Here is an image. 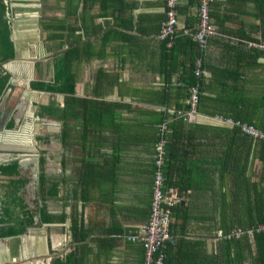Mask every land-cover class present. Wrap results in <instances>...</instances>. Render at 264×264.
Returning <instances> with one entry per match:
<instances>
[{
	"label": "crops",
	"instance_id": "obj_1",
	"mask_svg": "<svg viewBox=\"0 0 264 264\" xmlns=\"http://www.w3.org/2000/svg\"><path fill=\"white\" fill-rule=\"evenodd\" d=\"M73 5L71 13L66 0H0L13 53L0 63V76L7 75L0 136L46 116L45 135L32 128L36 159L20 155L17 177L31 178L36 191L41 157L49 193L45 201L34 196L32 224L16 238V256L0 244V264H141L140 245L126 237L149 215L152 146L161 124L163 186L177 197L165 257L169 264H209L220 235L264 216V138L221 119L264 135V0L207 2L211 33L202 50L184 34L198 24L197 0H177L170 43L158 37L164 0ZM66 53L73 94L32 89L52 82L54 64ZM196 64V115L171 119L169 112L183 109ZM37 98L46 101L35 115L27 101L33 107ZM69 100L76 101L73 110L60 121Z\"/></svg>",
	"mask_w": 264,
	"mask_h": 264
},
{
	"label": "trees",
	"instance_id": "obj_2",
	"mask_svg": "<svg viewBox=\"0 0 264 264\" xmlns=\"http://www.w3.org/2000/svg\"><path fill=\"white\" fill-rule=\"evenodd\" d=\"M68 1V7H71V13H73L76 10V6L73 5L74 0H66ZM80 0H78L79 2ZM83 4L86 2L91 3L94 1H99L100 3L103 2H110V0H82ZM2 6L0 9V14H2ZM1 16V15H0ZM57 37H60V35H57ZM200 54V51H198ZM67 53L59 56L54 64V72H53V79L50 84H43V83H36L32 84L31 87L34 90H41L44 92H54L58 94H66L68 96H71L73 94V77L69 74L67 71V65L64 63V59L66 58ZM13 53H12V45L10 41L8 40V30L4 22L0 21V63L6 62L10 59H12ZM191 80L190 83H188L189 86L193 85L194 83V77L193 72H191ZM7 80V75L0 76V94L2 89L4 88V85ZM75 100H69L66 104V108L64 110H59V113L61 114L60 121L64 122V114L65 112H71L73 110L72 106L73 103H75ZM41 110L43 112L49 111L46 107H41ZM238 121V120H237ZM11 124H7V127H10ZM160 125L157 126L156 132H155V139L153 141V144L158 140L159 138V129ZM237 129V128H236ZM43 164V158L39 157L38 159V167H39V174H38V180H37V188H36V199L40 201H45L46 197L48 196V183L45 174L43 173L42 169ZM0 175L8 177L9 179L6 180L7 182L3 185V188L6 189L4 200L0 201V239L4 238H11L15 245L17 244L16 236L22 234L24 230L31 226L32 224V218H33V212L26 209L25 206L22 204V198L18 195L19 189L22 188L26 182L25 179L17 177L18 176V167L16 164V161H10L7 164L0 165ZM52 187H54L53 184H51ZM249 192V191H248ZM9 204H12L16 208L18 207V212L21 216L14 215L13 210L9 208ZM175 206V205H174ZM174 208V207H173ZM172 208V210H173ZM253 219L256 221L253 223H246L244 225H239V229L246 228L249 229L251 227H254L256 225H260L264 223V216L258 218L256 216H252ZM44 223L47 222L48 218L46 215H42L41 218ZM249 227V228H248ZM242 229V230H246ZM170 230H169V238H170ZM168 238V239H169ZM252 241L251 243L248 241L246 236H241L239 238H230L221 241L218 246V256L214 255V260L209 261V264H241V262L245 259L251 258V264H264V232L260 233H252L251 235ZM167 239V240H168ZM166 240V241H167ZM164 254H166V251L162 250ZM16 255V252L10 251V256L13 257ZM169 259L165 257L164 264H169ZM72 264H75L74 262L66 261ZM203 262H206L203 261ZM58 262H56L57 264ZM59 264V263H58ZM203 264V263H200Z\"/></svg>",
	"mask_w": 264,
	"mask_h": 264
},
{
	"label": "built area",
	"instance_id": "obj_3",
	"mask_svg": "<svg viewBox=\"0 0 264 264\" xmlns=\"http://www.w3.org/2000/svg\"><path fill=\"white\" fill-rule=\"evenodd\" d=\"M197 20L198 24L191 33H185L192 41H194L200 50L204 48L207 36L211 33L208 24L207 2L210 0H197ZM177 0H164V21L160 27L158 37L161 40L170 39L175 32L176 18L175 6ZM201 75L198 64L194 66L193 76L197 79ZM199 98L197 84L188 86L186 96L183 101V109L169 112L171 119H178L181 122H188L196 115V107ZM222 119L225 125H231L238 128L241 133L262 139V135L253 127L232 122L229 119ZM166 127L161 124L158 133L159 138L152 146V165L155 167L150 184V202L149 215L146 222L141 225L133 234L126 237L129 242L138 243L141 247V264H164L165 254L162 252L164 243L169 238V225L171 220L172 208L177 202L176 193L172 189H164L163 175L161 172L165 161V139L164 132ZM264 232V223L256 225L246 230L236 228L229 233L220 235L221 239L239 238L246 236L251 238L252 233Z\"/></svg>",
	"mask_w": 264,
	"mask_h": 264
},
{
	"label": "rangeland",
	"instance_id": "obj_4",
	"mask_svg": "<svg viewBox=\"0 0 264 264\" xmlns=\"http://www.w3.org/2000/svg\"><path fill=\"white\" fill-rule=\"evenodd\" d=\"M45 101H46V99L45 98H37L36 99V105H34L33 107L30 105V103L27 101V104H28V106H27V108H29L30 110H32L33 111V114H35V115H37V113H38V108H37V106L38 105H41L40 103H45ZM34 115V116H35ZM34 116H32V118H33V120H34ZM32 120V119H31ZM25 122V121H24ZM33 122V121H32ZM47 119H46V116H42V117H37V119L36 120H34V122H33V129L35 130V133H36V135H40V134H43V135H45L46 134V132H47ZM34 137H36L35 135H34V133H32V135H31V143H32V147H34V149L36 148V144H35V141H34ZM44 144V146H45V143H43ZM15 154L16 153H14V152H6V151H0V162H2V161H5V160H7V159H11V158H13L14 156H15ZM19 154H21V155H31V154H35V152L34 151H32V150H26V149H24V151H22V152H20ZM21 157H19L18 159H20ZM154 170H155V167L152 165V175H151V178H152V176H153V173H154ZM161 172H162V175H163V167H162V169H161ZM163 180H164V178H163ZM164 183V182H163ZM164 187V189H170V188H165V186H163ZM32 191V192H31ZM34 194V192H33V190H30V188H29V190H28V195L31 197L32 195ZM5 242L6 243V245H7V243H9V242H13V240L12 239H4V240H2L1 241V243L2 242ZM18 241H19V239H17V244H18ZM0 243V244H1ZM16 244V245H17ZM8 251H9V247H8ZM15 251H16V254H17V249H15ZM9 256H10V253H9ZM14 256H16V255H14ZM13 256V257H14ZM11 257V256H10Z\"/></svg>",
	"mask_w": 264,
	"mask_h": 264
},
{
	"label": "flooded vegetation",
	"instance_id": "obj_5",
	"mask_svg": "<svg viewBox=\"0 0 264 264\" xmlns=\"http://www.w3.org/2000/svg\"><path fill=\"white\" fill-rule=\"evenodd\" d=\"M29 114V113H28ZM27 144L28 145H26V147H28V148H31L32 147V143H31V141L30 140H28L27 141ZM31 156H34V158L36 159V156H37V153L35 152V154H31ZM38 158V157H37ZM13 161V160H12ZM14 161H16V160H14ZM8 162H10V161H8ZM7 162V163H8ZM7 163H4V162H0V165H4V164H7ZM33 169V168H32ZM32 169H31V171H30V174L32 173L33 174V171H32ZM18 173H19V170H18ZM29 174V175H30ZM9 178L8 177H5V176H1L0 175V201H3L4 200V195H5V191H6V189L5 188H3V185L7 182L6 180H8ZM30 180H31V178L29 179L28 177H27V179H26V182H25V184H24V186L22 187V188H20L19 189V192H18V195L22 198V204L25 206V208L26 209H28V210H30V211H33V208H34V203L36 204V202H35V195H36V191L34 190L33 192H34V194L30 197L29 195H28V190H29V188H31L30 186H29V182H30ZM37 180H38V178H37ZM36 181V178L34 179V182ZM36 184V186H37V182L35 183ZM35 187V186H34ZM9 206V208L11 209V210H13V214L15 215H18L19 217L21 216V214L20 213H17L18 212V207H16V208H12V207H14L12 204H9L8 205ZM27 229V228H26ZM26 229L24 230V232L23 233H25V231H26ZM22 233V234H23ZM21 235V234H20ZM19 236V235H18ZM18 236H16V238H19ZM15 238V239H16ZM4 239H6V238H4ZM4 239H2V240H4ZM8 239V238H7ZM11 239V238H10ZM7 245H8V247H10L9 248V253H10V251H15V249H17L18 248V245H20V240L18 241V244L17 245H15V243L14 242H9V243H7ZM16 252V251H15Z\"/></svg>",
	"mask_w": 264,
	"mask_h": 264
},
{
	"label": "water",
	"instance_id": "obj_6",
	"mask_svg": "<svg viewBox=\"0 0 264 264\" xmlns=\"http://www.w3.org/2000/svg\"><path fill=\"white\" fill-rule=\"evenodd\" d=\"M21 128L22 127H16V125H14V127L12 129H9V130L3 129L4 130L3 134H5L8 137H5V139H1L2 136H0V151L8 150V151L16 153L15 155H17V159L16 158H13V159L16 160V164H17L18 168L23 167L24 161H25L24 159H18L19 156L21 155V154H19L20 152L24 151V149L32 150V151L36 152V149H34V147L28 148V147L23 145L24 143L22 141H17V139L15 138L16 136L13 138V136L16 134V132L19 133L22 130ZM3 144H5V145L3 146ZM32 179H33V177H32ZM29 186L31 187L32 183L29 182ZM23 235H24V233L19 235L18 237L21 238ZM1 241H2V239H0V243H1Z\"/></svg>",
	"mask_w": 264,
	"mask_h": 264
},
{
	"label": "bare ground",
	"instance_id": "obj_7",
	"mask_svg": "<svg viewBox=\"0 0 264 264\" xmlns=\"http://www.w3.org/2000/svg\"><path fill=\"white\" fill-rule=\"evenodd\" d=\"M31 115L29 114L28 115V118H30ZM29 121V119H28ZM25 121V123L23 124L22 126V130L17 133L13 136V138L15 137L17 139V141H22L24 144V146L28 145L27 144V141L30 140L31 141V134H32V125H31V122L29 121ZM5 137H8V136H2L1 139H5Z\"/></svg>",
	"mask_w": 264,
	"mask_h": 264
},
{
	"label": "clouds",
	"instance_id": "obj_8",
	"mask_svg": "<svg viewBox=\"0 0 264 264\" xmlns=\"http://www.w3.org/2000/svg\"><path fill=\"white\" fill-rule=\"evenodd\" d=\"M177 3V2H176ZM258 139V138H257Z\"/></svg>",
	"mask_w": 264,
	"mask_h": 264
}]
</instances>
